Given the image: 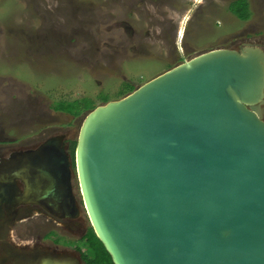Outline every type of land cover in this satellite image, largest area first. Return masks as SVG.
I'll use <instances>...</instances> for the list:
<instances>
[{
  "label": "water",
  "instance_id": "obj_1",
  "mask_svg": "<svg viewBox=\"0 0 264 264\" xmlns=\"http://www.w3.org/2000/svg\"><path fill=\"white\" fill-rule=\"evenodd\" d=\"M64 135L7 160L2 195L78 214ZM80 192L113 264H264V46L201 53L85 116Z\"/></svg>",
  "mask_w": 264,
  "mask_h": 264
},
{
  "label": "rangeland",
  "instance_id": "obj_2",
  "mask_svg": "<svg viewBox=\"0 0 264 264\" xmlns=\"http://www.w3.org/2000/svg\"><path fill=\"white\" fill-rule=\"evenodd\" d=\"M233 2L247 3V17ZM246 41L264 46V0H0V154L64 134L89 225L71 152L89 109H59L121 99L126 83L138 88L201 53ZM86 240L101 251L90 234Z\"/></svg>",
  "mask_w": 264,
  "mask_h": 264
},
{
  "label": "flooded vegetation",
  "instance_id": "obj_3",
  "mask_svg": "<svg viewBox=\"0 0 264 264\" xmlns=\"http://www.w3.org/2000/svg\"><path fill=\"white\" fill-rule=\"evenodd\" d=\"M67 142L65 136L64 145L68 152ZM39 145L27 150L10 147L8 154H0V179L7 160ZM16 182L10 193L2 195L4 201L0 204V264H96L94 262L102 250L96 253L88 245L86 237L93 228L91 223L88 225L82 219L78 201L77 215L58 218L37 203H16L20 196L17 189H23V183ZM69 233L75 236L70 237ZM83 243L84 249L81 247Z\"/></svg>",
  "mask_w": 264,
  "mask_h": 264
},
{
  "label": "trees",
  "instance_id": "obj_4",
  "mask_svg": "<svg viewBox=\"0 0 264 264\" xmlns=\"http://www.w3.org/2000/svg\"><path fill=\"white\" fill-rule=\"evenodd\" d=\"M235 3L236 2L232 3L233 7L231 5L232 10L237 12L241 18L247 17V3H246V6H241V7L239 5H236ZM135 89H136L135 86L126 83L124 85V89L123 90L130 91V93H131ZM104 99H105V103L109 101V98H107V96H105ZM74 104H75V106L73 108L70 107L69 110H68V108H62V109H59V110L65 111L67 113H70V112H72V110H75V114L77 115L83 109H89V111H91V110H93L96 107L94 102L92 100H90V99H84L83 101H77L76 100ZM76 143H77L76 141L71 143L72 157H73L74 152H75ZM90 236H92L100 244V247H101V250H102V253L99 255L98 259L95 260L94 263H96V264H99V263L113 264V262H112V260L110 258V255L106 252V250L104 249L102 243L96 237V235H95V233L93 232L92 229L90 230ZM102 261H104V262H102Z\"/></svg>",
  "mask_w": 264,
  "mask_h": 264
},
{
  "label": "bare ground",
  "instance_id": "obj_5",
  "mask_svg": "<svg viewBox=\"0 0 264 264\" xmlns=\"http://www.w3.org/2000/svg\"><path fill=\"white\" fill-rule=\"evenodd\" d=\"M180 29V28H179ZM183 35V28L180 30V36ZM183 38V37H182Z\"/></svg>",
  "mask_w": 264,
  "mask_h": 264
}]
</instances>
